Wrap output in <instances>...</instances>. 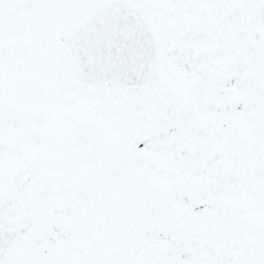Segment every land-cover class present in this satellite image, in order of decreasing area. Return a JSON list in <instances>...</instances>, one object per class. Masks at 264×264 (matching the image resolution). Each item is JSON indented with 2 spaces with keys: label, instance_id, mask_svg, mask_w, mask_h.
I'll list each match as a JSON object with an SVG mask.
<instances>
[{
  "label": "snow or ice",
  "instance_id": "1",
  "mask_svg": "<svg viewBox=\"0 0 264 264\" xmlns=\"http://www.w3.org/2000/svg\"><path fill=\"white\" fill-rule=\"evenodd\" d=\"M0 264H264V0H0Z\"/></svg>",
  "mask_w": 264,
  "mask_h": 264
}]
</instances>
